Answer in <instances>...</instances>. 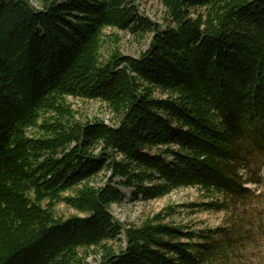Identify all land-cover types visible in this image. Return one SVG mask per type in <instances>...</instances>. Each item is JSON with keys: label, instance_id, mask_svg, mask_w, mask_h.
I'll use <instances>...</instances> for the list:
<instances>
[{"label": "trees", "instance_id": "obj_1", "mask_svg": "<svg viewBox=\"0 0 264 264\" xmlns=\"http://www.w3.org/2000/svg\"><path fill=\"white\" fill-rule=\"evenodd\" d=\"M161 3L165 28L138 0H0V264H264V0ZM107 30L149 48L124 56ZM119 185L144 202L200 189L225 224L126 227Z\"/></svg>", "mask_w": 264, "mask_h": 264}, {"label": "rangeland", "instance_id": "obj_2", "mask_svg": "<svg viewBox=\"0 0 264 264\" xmlns=\"http://www.w3.org/2000/svg\"><path fill=\"white\" fill-rule=\"evenodd\" d=\"M139 11L143 17L150 21L162 25L164 28L166 23V13L162 6L161 0H138ZM33 4L37 6L34 2ZM108 34L118 33L120 37V53L124 56L138 58L142 53L149 48L151 36L144 40L130 35L126 32H117L107 30ZM110 48L106 47L104 56H108ZM73 108L78 113V118L86 121L94 118H99L108 125L113 124V115L110 110L97 101H82L70 99ZM251 170L254 175L259 176L261 184L259 192H264V149L254 148L251 158ZM245 179H250L249 171H243ZM121 179H115V183H119ZM246 186L252 189H257L254 183H246ZM119 188L126 195V200L121 205H114L111 209L113 217L116 221L124 224L139 226L146 219L162 213L166 216V223H171L184 230H193L196 233H214L217 228L223 227L226 219L225 211L208 210L206 204L217 200V197H206L200 189L189 188L179 189L170 195L150 202H144L136 199L134 196L135 188H126L119 185ZM58 213L69 217L75 212L65 205L58 206ZM95 256H91L89 262L96 264Z\"/></svg>", "mask_w": 264, "mask_h": 264}]
</instances>
